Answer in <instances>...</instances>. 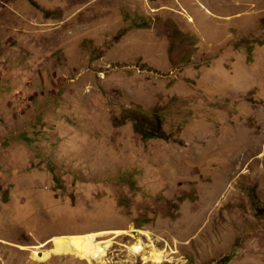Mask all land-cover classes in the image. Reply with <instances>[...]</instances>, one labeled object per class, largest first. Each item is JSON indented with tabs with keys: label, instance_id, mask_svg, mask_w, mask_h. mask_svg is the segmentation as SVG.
<instances>
[{
	"label": "rangeland",
	"instance_id": "obj_1",
	"mask_svg": "<svg viewBox=\"0 0 264 264\" xmlns=\"http://www.w3.org/2000/svg\"><path fill=\"white\" fill-rule=\"evenodd\" d=\"M112 230L264 264V0H0V264Z\"/></svg>",
	"mask_w": 264,
	"mask_h": 264
},
{
	"label": "bare ground",
	"instance_id": "obj_2",
	"mask_svg": "<svg viewBox=\"0 0 264 264\" xmlns=\"http://www.w3.org/2000/svg\"><path fill=\"white\" fill-rule=\"evenodd\" d=\"M127 233L128 232L121 230H116V231L112 230L108 232H97V233L95 232V233H89L83 235L53 237L51 241L40 244L37 247L35 246L31 248H27L25 246L16 245V244L13 245L19 246L25 250L33 249L31 252V258L34 261L40 263H46L49 260H51L52 257L73 256L76 259H80L81 261L85 260L89 264H96L101 262L105 263L106 262L105 258L107 257V251L109 248L112 247L113 239ZM112 234L115 235L113 239H109L107 241L99 240L100 237H104L106 235H112ZM150 240L152 242V238H150ZM50 242L53 243L52 244L53 246L49 249H46L47 245ZM145 249H147V246H145L144 243L142 242V238H138L136 244L132 247V250L135 253H141L142 251H145ZM147 252H148V259L152 260L154 263L161 264L163 261H165V259L168 256L166 251L159 250L154 245H152V249L151 250L149 249V251Z\"/></svg>",
	"mask_w": 264,
	"mask_h": 264
},
{
	"label": "trees",
	"instance_id": "obj_3",
	"mask_svg": "<svg viewBox=\"0 0 264 264\" xmlns=\"http://www.w3.org/2000/svg\"><path fill=\"white\" fill-rule=\"evenodd\" d=\"M153 119V118H152ZM151 119V120H152ZM141 133V135L144 137V138H152V137H157V133H156V129H154V128H151V129H149V128H145V129H143V130H141L140 129V127L139 126H137L136 127Z\"/></svg>",
	"mask_w": 264,
	"mask_h": 264
}]
</instances>
